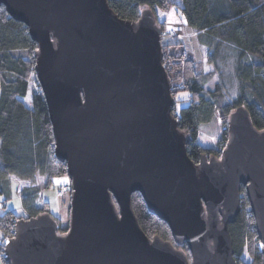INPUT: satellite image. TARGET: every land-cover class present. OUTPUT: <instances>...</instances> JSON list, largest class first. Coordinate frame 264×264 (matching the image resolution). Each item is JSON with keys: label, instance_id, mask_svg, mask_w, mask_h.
<instances>
[{"label": "water", "instance_id": "water-1", "mask_svg": "<svg viewBox=\"0 0 264 264\" xmlns=\"http://www.w3.org/2000/svg\"><path fill=\"white\" fill-rule=\"evenodd\" d=\"M0 7L36 43L54 155L72 186L66 231L58 233L50 213L16 220L7 264H237L229 226L241 187L264 244V129L241 105L229 116L220 156L189 158L190 133L172 114L152 10L129 21L107 0H0ZM135 192L191 260L146 236L131 205Z\"/></svg>", "mask_w": 264, "mask_h": 264}, {"label": "trees", "instance_id": "trees-1", "mask_svg": "<svg viewBox=\"0 0 264 264\" xmlns=\"http://www.w3.org/2000/svg\"><path fill=\"white\" fill-rule=\"evenodd\" d=\"M114 13L132 21L140 18L143 9L154 12L163 35L165 21H160L157 11L180 10L186 26L196 31L198 41L208 48V61L214 71L202 73L200 64L184 51L180 38L162 40L163 61L171 79L174 105L172 114L178 126L190 133L187 145L188 156L198 162L206 154L198 142L201 125L210 124L217 116L224 125L231 112L244 105L251 122L259 130L264 129V0H107ZM157 10V11H156ZM163 39V38H162ZM35 41L30 38L28 28L10 17L0 7V261L7 264L4 238L13 236L16 220L30 219L50 213L49 203L43 196L44 189L54 179L66 176V165L54 155V136L47 112V104L35 78ZM218 58L232 59L238 83V94L228 102L220 83L214 87L208 82L218 75ZM34 85L33 90H30ZM31 92L28 102L25 98ZM178 98V100H177ZM180 102V108L176 103ZM227 142V129L221 133ZM39 177L45 179L40 186L35 184ZM15 179L28 181L17 191ZM240 213L230 224L233 255L237 264L245 251L251 261L248 264H264V248L260 247L255 232V222L248 201L241 187ZM20 200L18 215L10 200ZM133 211L147 237L158 235L174 247L184 250L191 260L185 244L178 245L171 236L166 223L147 209L139 192L132 194ZM51 214V213H50ZM52 215V214H51ZM53 216V215H52ZM54 217V216H53ZM55 218V217H54ZM56 219V218H55ZM59 226V220L56 219ZM66 231L64 229L63 233Z\"/></svg>", "mask_w": 264, "mask_h": 264}, {"label": "rangeland", "instance_id": "rangeland-1", "mask_svg": "<svg viewBox=\"0 0 264 264\" xmlns=\"http://www.w3.org/2000/svg\"><path fill=\"white\" fill-rule=\"evenodd\" d=\"M176 3H181L182 4V0H174ZM172 9V13L174 11H177L175 8H171ZM170 10V9H169ZM157 11V10H156ZM164 11H157V17L160 20V17H162ZM170 29H166L163 35V39L162 40H166L169 39L170 37L168 36V31ZM175 31V30H174ZM177 32V31H176ZM180 37V35H179ZM205 47V46H204ZM200 53V61H197V63L200 64V69L202 71V73L207 74L208 72L214 71V66L208 61V48H202L201 51L198 50ZM197 51V52H198ZM217 64H218V75L216 74V76H214L209 82H208V86L213 88L215 83H220L223 87L224 90V94H226V99L228 102H233V100L236 98L237 96V92H238V83L237 82V78H236V74L234 72V61H232V59L228 58L223 60L222 58H218L216 60ZM36 78V76H35ZM32 87L30 88V90H33L34 85H31ZM31 96V92L29 93V95L25 98V102H28L29 98ZM178 100V98H177ZM181 103L177 102L176 103V107L180 108L181 107ZM199 133H198V142L201 143L203 148H206V155L209 157L211 155H220L225 147L226 143H223V140H221V133L222 130L225 128L227 129V124L224 125V123L218 119V117L216 116L214 118L213 121L210 122V124H206V125H201L199 126ZM219 157V156H218ZM66 177V181H68L67 176H63ZM58 180H54L53 184L51 185L50 188L48 189H44L43 191V196L46 199V201L49 203V209H50V213L59 220V227H58V233L59 234H63L64 229L67 228L68 226V222H69V203H70V197H69V193L68 194H64L62 195V197H58L56 196L55 190L56 188H58V186H60L62 183L66 182H62ZM15 185H16V190L19 191V188L23 187V186H28L30 184V182L28 181H23V180H17L15 179ZM45 179L43 177H39L38 180L35 182V184H37L38 186L42 185L44 183ZM243 197V195H242ZM13 201L11 202L13 208H15V210H17V214L20 215H24L23 210L19 209L20 206V200L18 199H12ZM249 209V206H248ZM7 242V238H4V243L6 245ZM5 247V246H4ZM242 255L240 256V260L244 263V264H248L251 261V258L249 257L248 254L245 253V251H243L241 253ZM2 256H4V254L2 253ZM0 264L1 261H0Z\"/></svg>", "mask_w": 264, "mask_h": 264}, {"label": "crops", "instance_id": "crops-1", "mask_svg": "<svg viewBox=\"0 0 264 264\" xmlns=\"http://www.w3.org/2000/svg\"><path fill=\"white\" fill-rule=\"evenodd\" d=\"M173 8H175L177 11L172 13V9H170L169 11L164 12L162 17H160V21H165L166 29L177 31V33L180 35V42L183 44L184 51L187 52V55L195 62L200 61L201 52L198 50L201 51L202 48L206 47H204V45L198 41L196 31H193L186 26V21L181 15L180 10H178L176 7ZM54 180H58V178ZM59 181H61V183L66 181V177H61ZM15 199H17V197H14V200ZM12 201L13 200H10L8 204H10Z\"/></svg>", "mask_w": 264, "mask_h": 264}, {"label": "built area", "instance_id": "built-area-1", "mask_svg": "<svg viewBox=\"0 0 264 264\" xmlns=\"http://www.w3.org/2000/svg\"><path fill=\"white\" fill-rule=\"evenodd\" d=\"M168 36L173 40L179 38V34L174 30H169ZM71 190H72V186H70V182L66 181L62 183L60 186H58V188H56L55 193L56 196L62 197V195L64 194H68V193L70 194Z\"/></svg>", "mask_w": 264, "mask_h": 264}, {"label": "snow or ice", "instance_id": "snow-or-ice-1", "mask_svg": "<svg viewBox=\"0 0 264 264\" xmlns=\"http://www.w3.org/2000/svg\"><path fill=\"white\" fill-rule=\"evenodd\" d=\"M260 247L264 248V244L260 245Z\"/></svg>", "mask_w": 264, "mask_h": 264}, {"label": "flooded vegetation", "instance_id": "flooded-vegetation-1", "mask_svg": "<svg viewBox=\"0 0 264 264\" xmlns=\"http://www.w3.org/2000/svg\"><path fill=\"white\" fill-rule=\"evenodd\" d=\"M218 156H220V155H216V157H218Z\"/></svg>", "mask_w": 264, "mask_h": 264}]
</instances>
